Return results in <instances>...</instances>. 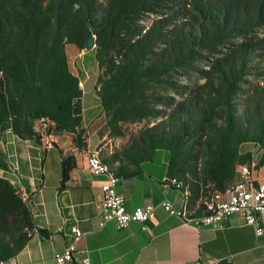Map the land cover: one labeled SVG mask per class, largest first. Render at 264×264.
I'll list each match as a JSON object with an SVG mask.
<instances>
[{
	"label": "trees",
	"instance_id": "1",
	"mask_svg": "<svg viewBox=\"0 0 264 264\" xmlns=\"http://www.w3.org/2000/svg\"><path fill=\"white\" fill-rule=\"evenodd\" d=\"M260 32L264 0H0V137L9 130L41 145L43 135L70 134L73 147L86 149L83 92L67 47L87 49L92 37L94 89L108 136H121L122 123L155 121L120 150L99 154L102 162L116 176L132 177L162 150L166 175L187 194L183 212L206 214L205 202L195 208L206 185L215 198L236 180L240 165H250L242 145H256L255 168L264 167ZM238 37L249 39L233 44ZM205 53L220 55L209 71L214 85L176 83L174 76L191 66L201 71L197 63ZM75 165L74 155L62 157L61 190ZM0 170H9L1 147ZM30 205V195L24 201L0 176V260L13 259L30 240Z\"/></svg>",
	"mask_w": 264,
	"mask_h": 264
},
{
	"label": "crops",
	"instance_id": "2",
	"mask_svg": "<svg viewBox=\"0 0 264 264\" xmlns=\"http://www.w3.org/2000/svg\"><path fill=\"white\" fill-rule=\"evenodd\" d=\"M70 47V51H76L73 46H68L67 51ZM80 87L84 92L81 81ZM89 91L86 93L92 94ZM93 106L97 111L89 121L83 107L82 126L87 142L84 150L72 146L70 134L50 135L48 140L53 147L45 149L9 130L1 133L0 147L8 162L16 166V177L30 194L35 224L30 240L7 264H54V255L68 243V229L73 224L84 233L75 247L87 253L91 264H192L198 258L212 259L214 264H264V232L257 236L253 226L241 216L233 215L222 228L213 229L169 216L159 207L168 200L186 211L187 196L161 183L167 166L162 150L155 153L152 161L142 164L139 175L119 178L116 184L117 191L125 196L128 211L145 204L156 206L146 230L137 222L122 229H117L112 221L99 226L104 178L90 173L87 155L106 146L108 131L99 99ZM107 151L113 152L108 147ZM67 154L74 155L76 165L66 188L61 190V160ZM157 157L161 158L159 163L155 161ZM256 177L264 182V167L257 170ZM213 201L217 202V195Z\"/></svg>",
	"mask_w": 264,
	"mask_h": 264
},
{
	"label": "built area",
	"instance_id": "3",
	"mask_svg": "<svg viewBox=\"0 0 264 264\" xmlns=\"http://www.w3.org/2000/svg\"><path fill=\"white\" fill-rule=\"evenodd\" d=\"M45 120L40 119L39 125L45 128ZM42 128V129H43ZM50 135H43L42 145L45 149L52 148V142L48 140ZM9 163V170H0L15 179H7L18 191L24 201L29 200V193L21 181L16 177V166ZM87 166L92 175L101 176L104 180L101 183L102 201H101V220L99 226L105 222L112 221L117 229L126 228L131 222H137L142 230H146V224L155 216L156 206L145 204L135 208L133 211L126 209L125 196L118 192L116 184L118 180H112L107 177V164L102 162L99 151L95 150L87 155ZM13 172V173H12ZM4 178V177H3ZM162 184L181 189V182L176 178L164 176ZM167 215L177 217L183 221L192 220L197 227L206 225L213 229L222 228L225 220L233 215L241 216L246 224L253 226L255 234L260 236L264 232V183L259 182L255 177L253 163L252 165H240L237 168V178L223 192H217V202L215 209H211V214L202 219L192 218L190 212H182V207L177 208L173 203L164 200L159 204ZM84 233L73 224L68 229V243L64 249L54 255V264H91L85 251H79L75 247L76 241ZM8 261L0 260V264H7ZM192 264H214L212 259L198 258Z\"/></svg>",
	"mask_w": 264,
	"mask_h": 264
},
{
	"label": "rangeland",
	"instance_id": "4",
	"mask_svg": "<svg viewBox=\"0 0 264 264\" xmlns=\"http://www.w3.org/2000/svg\"><path fill=\"white\" fill-rule=\"evenodd\" d=\"M258 35L262 37L264 35V32H260ZM248 39L249 38L238 37V38L233 39L231 42L233 44H239L243 41H247ZM93 48L84 49V50L76 49V51L73 52V51H70V50H73V48L70 47V48H68V51H67V53H68L67 60H68L69 69L74 75H77L79 77L81 84L84 87V92L82 94V102H83V107H84V116L86 117L87 120L92 115H94L96 113L97 110L94 109L93 104H95L98 101V97H96V95L92 91L94 81L96 80V77L98 74L97 65H96V62L94 59ZM218 57H220V55H216L215 57H213L212 55H208V53H205V57L201 58L197 63V65L201 69V71H197L196 69H194L191 66L189 69H186V71L183 72L182 76L175 75L174 80L176 81V83H178L180 85L190 86L191 89L192 88L201 89L203 87L213 86L214 81L212 82V79H211L212 76H211V74H209V71H211V69H212V61L214 59H217ZM247 78H248V80L255 82V80L252 76L249 75V76H247ZM258 82L260 83V85H263V82H261L260 80ZM248 86H249L248 84H244L243 88H247ZM88 90H90L89 92L92 91V94L86 93V91H88ZM168 94H171L176 99L179 98L171 90H168ZM154 123H155V121L153 119L143 120L141 122H135V123H122L121 124L122 135L119 137L107 136V139L105 140V142H107V144L104 148H102L100 150L99 154L102 157H104L106 155L107 156L110 155V154H107V152H108L107 147H108V150L111 149L112 151L120 150L123 146H125L128 143V141L131 138L136 136L141 130H143L147 126L153 125ZM42 132H44V129L42 130ZM109 146H110V148H109ZM240 151L242 153H244V152H250L251 153L252 160L250 162V165H252V163H253V169H254V173H255V177H256V173H257L258 169L255 168V165H256V162H257V159H258V156L260 153L258 147L254 144H244L240 147ZM155 161L157 163H159L161 161V158L157 157L155 159ZM0 175H1V177L5 178L7 174L0 171ZM10 179H15V176L10 177ZM262 183H264V182H262ZM206 187L208 189L206 190V192L202 193L200 199H198V201L195 204V208L198 207L200 204H204V202L206 203V206L212 205V203L214 202L213 201L215 199L214 193L212 194V192H211L210 184H207ZM179 190L185 192L184 190H182V188ZM211 194H212V196H211ZM186 198H187V196H186ZM215 203L216 202H214L213 204H215ZM185 206H186V200H185ZM187 211H189V210L187 209ZM189 212L193 213V211H189Z\"/></svg>",
	"mask_w": 264,
	"mask_h": 264
},
{
	"label": "bare ground",
	"instance_id": "5",
	"mask_svg": "<svg viewBox=\"0 0 264 264\" xmlns=\"http://www.w3.org/2000/svg\"><path fill=\"white\" fill-rule=\"evenodd\" d=\"M107 177H109V178L112 179V180H119V177L116 176L115 174H113V173L110 171V168H109L108 165H107ZM215 205H216V203H215V204H212V205L209 206V212H208V213H206V214H202V215H198V216H195V217H193V218H195V219H202L203 217H205V216L211 214V209H215Z\"/></svg>",
	"mask_w": 264,
	"mask_h": 264
},
{
	"label": "water",
	"instance_id": "6",
	"mask_svg": "<svg viewBox=\"0 0 264 264\" xmlns=\"http://www.w3.org/2000/svg\"><path fill=\"white\" fill-rule=\"evenodd\" d=\"M95 46L94 42H93V38L90 37L87 41V49L89 48H93Z\"/></svg>",
	"mask_w": 264,
	"mask_h": 264
}]
</instances>
